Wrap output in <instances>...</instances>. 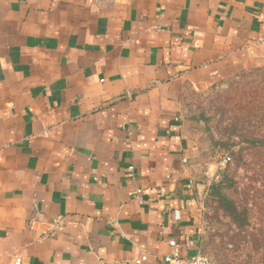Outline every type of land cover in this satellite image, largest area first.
<instances>
[{
	"label": "crops",
	"instance_id": "0c3cea01",
	"mask_svg": "<svg viewBox=\"0 0 264 264\" xmlns=\"http://www.w3.org/2000/svg\"><path fill=\"white\" fill-rule=\"evenodd\" d=\"M263 63L264 0H0V264L201 253L184 90Z\"/></svg>",
	"mask_w": 264,
	"mask_h": 264
},
{
	"label": "rangeland",
	"instance_id": "374dc122",
	"mask_svg": "<svg viewBox=\"0 0 264 264\" xmlns=\"http://www.w3.org/2000/svg\"><path fill=\"white\" fill-rule=\"evenodd\" d=\"M259 66H264V63ZM229 80L230 77L220 80L204 90L189 87L185 91L182 122L190 126L189 133L197 147L200 144L208 147L210 143L204 115L213 118L216 131L227 127L231 121L232 115H222L218 110L222 102L227 104L226 100L230 102V96L234 95L229 88ZM222 90L228 94H220ZM231 152L222 149L209 156L205 172L210 173L204 175L206 186L208 188L213 182L220 181L223 172L227 171L231 186L225 189L226 194L247 212L248 223L239 226L215 200L206 199L203 194L202 238L213 249V255H206L214 264H264V159L256 149L244 150L241 160ZM226 154L231 155L232 160L227 165H221Z\"/></svg>",
	"mask_w": 264,
	"mask_h": 264
},
{
	"label": "trees",
	"instance_id": "16d2710c",
	"mask_svg": "<svg viewBox=\"0 0 264 264\" xmlns=\"http://www.w3.org/2000/svg\"><path fill=\"white\" fill-rule=\"evenodd\" d=\"M189 87L192 88L190 85H186L183 98L186 96L185 91ZM229 88L234 91L230 100L235 102L231 105L229 104L231 101L226 100L229 106L222 102L221 106L218 107L222 115L226 113L232 115L229 125L216 131L214 129L216 125L212 123L213 118L204 115L205 129L208 131L210 143L208 147H203L201 144L197 147L199 156L192 163L197 166L199 171L205 170L209 156L222 149L231 150V154L240 160L243 158L244 150L256 149L257 153L264 159V66L243 69L231 76ZM221 93L226 94L227 91L222 90ZM189 127L184 122L183 130L188 134H190ZM230 157L232 160L231 155ZM230 186L227 171H224L222 179L213 182L208 188L206 187L204 195L206 199L215 200L236 224L243 227L248 223V215L245 210L239 208L234 199L226 194L225 189L230 188ZM202 237L200 241L201 253L213 255V249L211 250L208 243H204Z\"/></svg>",
	"mask_w": 264,
	"mask_h": 264
},
{
	"label": "built area",
	"instance_id": "2783aa9c",
	"mask_svg": "<svg viewBox=\"0 0 264 264\" xmlns=\"http://www.w3.org/2000/svg\"><path fill=\"white\" fill-rule=\"evenodd\" d=\"M231 161V157L229 154L224 155L223 159L221 160V165H227ZM133 168L132 166L130 167ZM210 172H206L208 175ZM210 177V176H209ZM192 184V182H190ZM141 193V190H136L134 194L139 195ZM176 217L179 218V213L176 211ZM56 223H63V218L60 217L56 220ZM170 244L172 246L176 245V241L172 240L170 241ZM149 260V255L144 254L140 257V259L137 261V264H145ZM15 264H22V258L18 257L16 259ZM162 264H214L210 257L207 255H204L202 253L197 254L196 256L192 257L191 259H185L181 256L180 252L177 250H173L170 252L167 256H165L164 261Z\"/></svg>",
	"mask_w": 264,
	"mask_h": 264
}]
</instances>
